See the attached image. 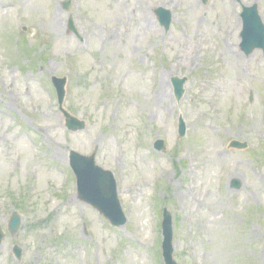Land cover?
I'll return each mask as SVG.
<instances>
[{
  "label": "rangeland",
  "instance_id": "obj_1",
  "mask_svg": "<svg viewBox=\"0 0 264 264\" xmlns=\"http://www.w3.org/2000/svg\"><path fill=\"white\" fill-rule=\"evenodd\" d=\"M255 4L264 21V0H0V264H164L165 209L178 264H264V54L239 47L242 5ZM159 7L174 14L167 33ZM54 76L86 130L65 128ZM95 149L118 181L121 227L77 194L70 154Z\"/></svg>",
  "mask_w": 264,
  "mask_h": 264
},
{
  "label": "water",
  "instance_id": "obj_2",
  "mask_svg": "<svg viewBox=\"0 0 264 264\" xmlns=\"http://www.w3.org/2000/svg\"><path fill=\"white\" fill-rule=\"evenodd\" d=\"M160 15V19L162 21V24L166 26V28H169V25L171 23V15L168 12H165L163 10H159L157 12ZM244 19V32L242 34L243 37V44L242 49L247 53H251L254 49L260 48L264 50V25L262 23V20L257 12V8H250L245 9V12L243 14ZM57 81V89L59 92V99L61 106L63 105L64 99H65V85L66 80H56ZM183 83L176 82V88H177V97L180 99L183 94ZM65 118H66V124L67 127L71 130H82L85 128V123H81L76 118L72 117L65 109L63 110V107H61ZM181 134H183V126L181 129ZM234 147L238 146L237 143L233 144ZM73 165L77 171L78 175V185H79V191L82 197L85 199L92 201L87 193L84 191L85 187L90 181H94L97 186H100V190L102 185L100 184L101 181H106L111 185V190L114 189V182L110 181L109 178L106 177L107 174L102 169L95 166L94 158L88 160L85 158H82L81 156L74 155L72 158ZM102 191V190H101ZM105 214L108 216V213H106L105 210H103ZM20 226V219L14 215V217L11 220L10 223V231L15 234L19 230ZM164 230L166 237V242L164 244V251L166 256V264H175V262L172 259L173 254V247H172V228H171V222L170 217L167 216L166 220L164 222ZM3 234L1 233L0 228V243L3 239ZM15 254L18 256V258H21V250L18 247H15L14 249Z\"/></svg>",
  "mask_w": 264,
  "mask_h": 264
},
{
  "label": "bare ground",
  "instance_id": "obj_3",
  "mask_svg": "<svg viewBox=\"0 0 264 264\" xmlns=\"http://www.w3.org/2000/svg\"><path fill=\"white\" fill-rule=\"evenodd\" d=\"M164 93H166V89L163 87ZM163 92H160L159 94H161L163 97H165V94ZM73 200V199H72ZM73 202V201H72Z\"/></svg>",
  "mask_w": 264,
  "mask_h": 264
}]
</instances>
